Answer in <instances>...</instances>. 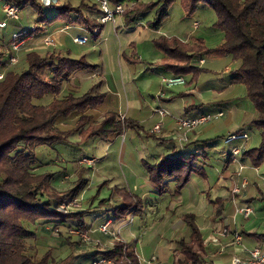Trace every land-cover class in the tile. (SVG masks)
Masks as SVG:
<instances>
[{
	"label": "rangeland",
	"instance_id": "374dc122",
	"mask_svg": "<svg viewBox=\"0 0 264 264\" xmlns=\"http://www.w3.org/2000/svg\"><path fill=\"white\" fill-rule=\"evenodd\" d=\"M40 1L45 5L47 0ZM68 1L76 7L87 0ZM139 1L155 3L162 0ZM1 5L0 3V19L4 18L2 21L6 20L7 25L8 18L2 14ZM125 12L126 8L121 15L115 17L113 24L103 25L96 34L81 30L79 35L86 39L85 44L73 43L72 37L76 35L78 27L58 31L49 37L53 44L68 51L70 57H83L93 66L77 73L68 87L65 83L61 93H68V89H73L75 95L88 91L100 94L102 100L98 106L86 111L94 121H100L107 112H114L122 121L126 119L131 122L121 134H111L107 138L95 136L77 144L79 137L72 134L70 142L63 143L64 149L38 148L36 156L40 161L52 160L56 163L48 167L54 174L53 185L59 190L73 185L78 167L68 162L72 158L91 164L89 167L84 164L87 167L84 178L88 182L78 199L81 209H89L86 222L90 224L94 221L95 225L101 222L99 230L107 225L106 228L110 229L112 235L117 236L119 233L122 239L134 247L140 264H150L152 256L160 264H170L174 258L176 242L190 234L188 220L200 228L205 242L212 237H226L224 229L230 235L233 230L263 231L264 176L260 178L259 174L254 173L250 167H255L247 159L242 162L235 159L225 167L227 150L230 149V146L223 144L226 133L239 128L243 123L248 126L255 116L254 105L247 97L245 86L237 83L227 86L230 71L235 67L231 58L206 57L199 64L202 70L195 81L187 74L183 75L185 84L170 87L165 86L162 81L164 77H169L167 71L158 66L163 52L156 46L155 39L160 36L186 41L200 38L208 48L220 44L223 33L214 25L217 20L214 10L208 5L200 4L193 14L187 15L180 0H175L158 28L149 25L155 11L135 17L130 22H127ZM18 17L16 22L10 20L3 30L7 40L11 38L14 23L34 25L38 16L27 6L19 10ZM194 22L198 27L193 28ZM63 25L64 21L61 20L45 25L43 30L35 33L33 40H39L44 33L57 31ZM33 43L34 41L28 45L25 43L21 47L17 52V62L10 64L11 67L21 69L25 66V54L28 51L44 55L53 48L42 43L34 47ZM51 99V96H45L35 100V103L45 105ZM158 109L164 110L165 116H160ZM186 109V116L200 114L199 109L210 112L220 109L225 115L187 132V139L182 143L186 144L188 140L206 141L204 146L209 156L203 160L201 173H192L179 193L174 184L166 192L158 193L149 180L148 168H155L163 157L171 154L170 148L182 145L180 137L183 130L179 129L176 120L184 115ZM78 115L76 112L67 119L60 117L57 125L63 129L73 127ZM63 120L66 121L62 122ZM160 122L161 129L153 131L154 125ZM152 132L154 133L151 135ZM247 134L248 147L256 146L259 142L257 129H249ZM258 168L263 172L262 165ZM251 172L253 175H250ZM242 179L251 184L256 183L260 189V192H255V198L248 202L252 213L247 219L235 213V205L230 199L232 188L239 185ZM124 195L140 199L142 207L124 219L112 221L113 212L105 210V206L115 207ZM220 197L223 198L222 204L218 201ZM219 209L221 214L218 215ZM29 228L37 233L36 239L29 241L36 247V253L41 254L52 248L55 260L64 258L80 245V250H98L111 244V241L103 240L98 246L96 243L99 237L93 235L90 236L91 240L78 245L75 244L78 239L73 231H54L48 223H36ZM67 235L72 236L70 240L74 244L73 249L63 241ZM109 261L106 260L105 264H112ZM212 264L223 263L215 259Z\"/></svg>",
	"mask_w": 264,
	"mask_h": 264
},
{
	"label": "trees",
	"instance_id": "16d2710c",
	"mask_svg": "<svg viewBox=\"0 0 264 264\" xmlns=\"http://www.w3.org/2000/svg\"><path fill=\"white\" fill-rule=\"evenodd\" d=\"M113 1L125 6L124 16L127 22L155 11L149 25L158 28L175 0L155 3H143L139 0ZM4 2L18 6L20 11L28 6L35 12L38 16L34 24L35 33L43 30V25L57 20L79 23L83 19L85 24L92 23L91 20L82 18L80 11L83 2L76 7L68 0H50L45 5L40 0H0L1 4ZM180 2L187 15L193 14L200 4L210 6L217 17L214 25L223 33L222 41L216 47L208 48L200 38L186 41L160 36L155 39L156 46L163 52L158 66L170 71L172 75H191L192 81H195L202 70L199 67L200 61L206 57L231 58L235 67L230 71L228 81L230 84L245 86L247 97L255 109V116L248 130L256 128L259 133L258 144L254 147L245 145L239 156L247 159L252 167L258 168L264 164V0ZM1 12L4 15L2 9ZM10 20L16 22L19 17L9 18L7 25L0 27V264H80L98 258L110 260L112 264H140L134 247L122 239L119 233L117 236L112 235L110 229L107 233L102 232L99 230L101 222L97 225L94 221L87 224L89 209H81L78 203L88 182L84 178L86 163L74 158L68 161L78 167L77 175L73 185L59 190L53 185L54 174L48 170L51 164L56 163L52 160L40 161L36 156V150L40 147L64 149L63 143H69L72 134H77L79 138L76 143L82 144L91 137L107 138L111 134H121L131 122L126 119L122 121L114 112H107L100 121H94L86 111L98 106L102 100L100 94L88 91L81 95L72 92L60 95L63 85L76 73L93 68L83 57L75 59L69 53L58 55L53 50L41 55L31 50L25 54V66L21 69L11 67L8 60L10 40H7L3 32ZM23 27L25 26L20 23H14L12 32ZM45 96L52 97L49 103H35V100ZM76 112L79 115L73 127L63 129L57 125L58 118L67 119ZM240 132L243 129L233 133ZM201 143L200 157L203 159L206 141ZM179 146L177 153L163 157L155 168H148L149 180L158 193L166 192L171 184L176 186L179 193L192 173H201L203 170V160H198L197 154L185 153L187 143ZM233 160L229 152L225 167ZM64 167L62 168L65 170ZM257 191L260 192L258 187ZM231 193L233 197L239 196V193ZM218 201L222 204L223 198H218ZM140 203V199L124 195L115 207L107 205L105 210H112L111 220L117 221L135 213L142 207ZM217 213L221 214V210ZM39 221L51 224L54 231H73L78 239L75 244L78 245L88 242L93 235L99 237L96 245L99 246L103 240H109L111 244L98 250H87L86 247L85 250H80V245L79 250L76 248L64 258L55 260L52 248L37 254L34 244L29 243L37 237L36 231L29 227L40 223ZM188 224L190 234L176 242L174 258L170 264H210L200 228L191 220H188ZM253 235L257 233L254 232ZM71 237L64 236L63 241L73 249Z\"/></svg>",
	"mask_w": 264,
	"mask_h": 264
},
{
	"label": "built area",
	"instance_id": "2783aa9c",
	"mask_svg": "<svg viewBox=\"0 0 264 264\" xmlns=\"http://www.w3.org/2000/svg\"><path fill=\"white\" fill-rule=\"evenodd\" d=\"M50 0H47L44 2L45 4L48 3ZM54 1V0H51ZM101 10V14L99 17V21L101 23L106 22H112L114 23L115 17L117 15H121L125 11V6L122 3H115L114 5L110 4V0H95ZM19 7L11 4L9 2H4L2 4V11L5 14V16L13 19L18 18L19 13ZM197 25V24H195ZM6 26V20L0 21V27ZM36 31L35 25L25 26L21 29L14 30L11 34L10 42H9V48H10V55L8 57L10 64H15L17 62V52L21 49V47L29 40L31 39ZM44 43L47 46H53V43L49 37H45L43 39ZM75 42L78 43H84V38L75 37ZM163 83L165 86H177V85H183L185 84V79L182 75H172L169 77L163 78ZM158 113L160 116H165V111L162 109H158ZM223 115L221 111L215 112V113H205V114H199L197 116L193 117H180L176 120V124L179 127V129L183 130V135L180 137L181 144L186 141L187 139V132L194 130L197 126L200 124H203L207 121H210L212 119H218ZM162 123H157L153 127V131H159L161 129ZM249 137L246 132H240V133H230L227 134L224 137L223 143L225 145H231L234 142H240L239 145H234L230 148V154L235 159L245 148V145L248 141ZM93 161V160H92ZM247 184L246 179H242L240 181L239 185H235L232 188V192L239 193L242 188H244ZM262 185L264 186V177L262 178ZM237 213L242 214L245 218H247L251 213L252 209L249 206H245L242 208L236 209ZM107 226V225H106ZM105 227L100 228L102 232L107 233L108 229ZM228 230L224 229V234H227ZM232 242L234 244H241V235L234 231L232 233ZM246 255L245 256H233L229 264H264V252L260 247H254L251 249H246ZM105 259L98 258L91 260L87 263H80V264H105ZM150 264H160L157 261V258L155 256L151 257V260L149 262Z\"/></svg>",
	"mask_w": 264,
	"mask_h": 264
},
{
	"label": "crops",
	"instance_id": "0c3cea01",
	"mask_svg": "<svg viewBox=\"0 0 264 264\" xmlns=\"http://www.w3.org/2000/svg\"><path fill=\"white\" fill-rule=\"evenodd\" d=\"M110 4L114 5L115 2L113 0H110ZM80 13L83 16L82 18H86L87 20H91L92 23L91 24H85V23H83V19L79 20V23H76V22L75 23H65L64 22L63 28H59L57 31L54 30L55 32L52 31L49 34L44 33L42 35V37L40 36L39 40L38 39L33 40L36 37L34 35L31 39H29L26 42V45H28V43L34 41V43L32 45L34 47L40 46L39 44L42 43L43 45H45L48 48L53 47L52 50L56 54H58V55H66L69 52L66 51V50L64 51L60 45L53 44V46H47L44 43L43 39L45 37H51L53 34H55L58 31L63 32V31L69 30L70 28L78 27V29L75 30L76 31V35H74L72 37L73 43L85 44L86 43V39H85L84 43H78V42L74 41L75 37L83 38L81 35H79V33H81V30H86L87 32H89L91 34H96V33H98L101 30L103 25H105L107 23H112V22L101 23L99 21L101 10H100V8H99V6H98V4H97V2L95 0H93V1H88L87 0L86 2H83V6L81 7ZM117 16H119V15H117ZM195 24H197V23L194 22L193 28L198 27V24L196 26H195ZM44 26L45 25H43V27ZM187 40H189V37H188ZM203 61H204V59L202 61H200V64ZM80 72H82V71H80ZM167 73H168V76H172V73L170 71H167ZM76 74L70 79L69 82H66L67 83V87L73 81V78L76 76ZM227 83H228L227 86L230 85L229 81ZM69 92L74 93V90L73 89H68V93ZM65 94H67V93L64 92V93H61L60 95H65ZM218 111H221L223 113V115L220 118L224 117L225 114L220 109H215V111H212V112L204 111L202 109H199V113L200 114L215 113V112H218ZM187 112H188V110L186 109L185 112L183 113L184 115L182 117L197 116V115L186 116L185 113H187ZM244 124L245 123H243L239 128H237L235 130L228 131L226 134L233 133V132H235V131H237L239 129H243V132H248V128H249L250 124L248 126H245ZM248 142H249V139H248V141L246 143V146H248ZM239 144H240V142L237 141V142H234L231 145H225L224 144V146H230V148H231L232 146L239 145ZM201 145H202V143L200 141H198V140H188L187 146L185 148V153H187V154H197L198 155V160H201V157H200V156H202ZM205 148L203 149V154H205V155H203V159L202 160L207 159L208 156H209V153L206 151ZM170 149H171V154H169L167 156L174 155L179 150V148L175 147V146H173ZM229 152H230V149L227 150V157H228ZM235 159L237 161H241V162L246 160V159H243L239 155ZM203 163H204V161H203ZM262 167H263V172H261L259 168L252 169L250 167V169L253 170L254 173L259 174V177L261 178L262 176H264V164L262 165ZM250 175H253V173L251 172ZM234 178H235V176H234ZM235 180L237 181V179H235ZM253 184H251V183H249L247 181L246 186L244 188H242L241 191L239 192V196L233 197L234 199H232V196H230V199L232 200V203L235 205V213H236V209L242 208V207H245V206H249L248 205V200H250L251 198H255L254 194L257 191V187L258 186H257V184L256 185H253ZM220 198H222V197H220ZM233 231H231V234H232ZM254 232L257 233V235H253ZM240 233H241V244H239V245L234 244L232 242V235H230V234H226V237H223V238L222 237H217V238L216 237H212L211 240L208 239L205 242V248H206V252H207V255H208V259H210L209 263L212 264L213 260L217 259V260H220L223 264H229L233 256H245L246 255V251L245 250L246 249H251V248H254V247H260L262 249V251L264 252V226H263V231H261V232H258V231L247 232L248 233L247 235H244L242 232H240Z\"/></svg>",
	"mask_w": 264,
	"mask_h": 264
}]
</instances>
